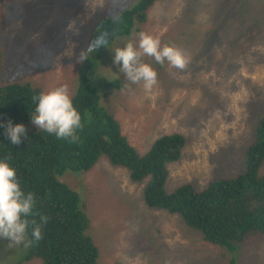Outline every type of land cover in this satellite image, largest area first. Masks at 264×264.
Segmentation results:
<instances>
[{"label":"rangeland","instance_id":"obj_1","mask_svg":"<svg viewBox=\"0 0 264 264\" xmlns=\"http://www.w3.org/2000/svg\"><path fill=\"white\" fill-rule=\"evenodd\" d=\"M138 1L0 0L1 84L30 81L43 92L66 86L72 97L96 20ZM142 27L162 45L180 48L186 68L145 56L158 74L150 93L127 78L122 87L104 86L123 78L113 49L138 42L133 30L103 52L90 76L101 105L142 154L162 135L186 137L181 159L168 164L167 192L187 183L202 190L220 176L244 172L245 151L264 113V0H155ZM59 179L82 199L98 264H231L235 255V264H264L261 235L234 249L207 242L179 214L146 204L149 177L134 182L105 155L89 171L67 170ZM28 248L0 239V264H17Z\"/></svg>","mask_w":264,"mask_h":264},{"label":"trees","instance_id":"obj_2","mask_svg":"<svg viewBox=\"0 0 264 264\" xmlns=\"http://www.w3.org/2000/svg\"><path fill=\"white\" fill-rule=\"evenodd\" d=\"M155 0H139L132 7L117 14L98 18L91 33L74 106L82 117L79 141L57 139L32 126L35 114L33 97L43 92L30 81L1 84L0 123H23L27 135L20 144L13 145L0 127V159L10 156L9 163L16 169L25 192L34 193L35 211L29 217L42 225L43 239L33 242L26 256L17 264L34 258L42 264H98L100 250L87 233L90 219L79 193L59 179L67 170L89 171L101 156L111 164L128 169L134 182L150 178L144 187V200L149 207L179 214L188 226L200 231L207 242L234 249L236 244L254 238L264 240V113L258 123L254 141L247 147L246 170L234 176H220L199 190L191 183L167 192L168 164L181 159L186 137L178 132L162 135L145 154L133 146L123 134L121 124L110 109L101 105L99 88L90 76L103 54L117 39L138 33L148 21V11ZM117 13V12H115ZM101 33H108V45L99 49L94 41ZM88 56V58H87ZM0 48V75L2 72ZM126 76L107 81L104 86L122 87ZM32 229L28 237L32 240ZM236 263V255L231 264Z\"/></svg>","mask_w":264,"mask_h":264},{"label":"clouds","instance_id":"obj_3","mask_svg":"<svg viewBox=\"0 0 264 264\" xmlns=\"http://www.w3.org/2000/svg\"><path fill=\"white\" fill-rule=\"evenodd\" d=\"M108 45V33H101L94 41V47ZM114 63L127 80L133 84H143L146 93H150L158 82V74L153 66L144 62V57H151L157 64L165 62L175 69L186 68L188 60L184 52L146 32L138 33V42L129 41L124 47L114 48ZM74 67V65H73ZM36 102L35 114H31L32 123L41 131L55 135L57 139L72 143L79 141L82 129V117L74 106L73 99L66 86L51 91L40 92L33 97ZM5 128V135L13 145L20 144L27 135L23 123L8 121L0 123ZM11 157L0 159V239H6L13 245L29 247L33 242L43 239L42 225L47 223L46 216H40V223L30 220L39 213L35 211L34 193L25 192L18 178L16 169L9 163ZM29 228L32 240L27 239Z\"/></svg>","mask_w":264,"mask_h":264}]
</instances>
